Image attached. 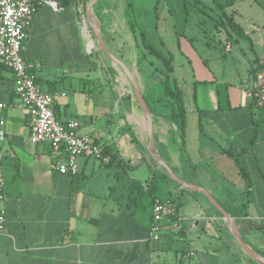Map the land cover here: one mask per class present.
Wrapping results in <instances>:
<instances>
[{
  "label": "crops",
  "instance_id": "0c3cea01",
  "mask_svg": "<svg viewBox=\"0 0 264 264\" xmlns=\"http://www.w3.org/2000/svg\"><path fill=\"white\" fill-rule=\"evenodd\" d=\"M33 2L38 9L22 53L33 65L37 83L57 96L55 111L59 118L78 119L79 133L106 146L114 157L125 163V169L79 158L76 176L51 170V151L47 144H33L29 140V119L17 107L13 75L0 66V104L3 106L0 131L4 134L0 151L6 217L5 231L0 233V264H221V261L223 264H255L230 235L224 242L227 245L224 251L220 250L218 240H214L221 237L202 226L201 245L187 239L185 227L181 226V210L187 218L198 219L194 224L196 228L203 222L225 221L222 216L211 214L194 191L181 186L180 193L187 195L193 209L188 210L180 202L164 200L173 203L174 213L163 216L161 228L165 236L174 229L186 246L175 250L173 261L167 256V263L165 259L158 262L162 248L156 247L149 238V227L154 202L163 200L130 205L129 198L118 199L115 195L121 187L120 177L133 168L132 157H123L117 148L114 126L103 127L97 124L94 115L87 116L90 100L98 102L101 96L99 87L96 89L99 96L93 93L87 96L90 77L97 80L99 75L109 82L114 113L122 121L121 132L125 127L139 146L147 150L143 113L118 74L107 70L110 66L91 67L88 57L97 54L99 48L94 34L85 26L84 0H68L66 6L61 5V0ZM94 13L101 22L103 41L106 37L114 48L133 46L135 37L127 28L124 4L119 0H97ZM226 50L230 52L229 48ZM96 58L101 60L98 54ZM197 61L201 63L199 76L193 77L188 105L182 93L186 112L183 143L177 127L167 119L168 114L163 113L152 119L156 153L171 170H176L173 172L179 179L203 188L222 208L233 210L230 215L242 240L263 254L264 126L254 116L250 92L253 81L250 70L263 61L254 60V64L249 65L245 83L211 67L210 61L219 62L215 55ZM159 96L162 103L147 105L150 113L154 107L166 109L162 92ZM121 132L117 131L118 137ZM229 153L237 157L250 182L247 199L246 183ZM135 158L140 159L139 154ZM102 167H110L113 172ZM152 174H155L154 168ZM165 175L163 169L158 174L161 178H166ZM140 187L133 179L128 183L132 192L140 191ZM139 207L142 211L138 213ZM240 228L244 230L243 236ZM230 240L234 244H229ZM190 251L194 255L188 257Z\"/></svg>",
  "mask_w": 264,
  "mask_h": 264
},
{
  "label": "rangeland",
  "instance_id": "374dc122",
  "mask_svg": "<svg viewBox=\"0 0 264 264\" xmlns=\"http://www.w3.org/2000/svg\"><path fill=\"white\" fill-rule=\"evenodd\" d=\"M119 1L122 5H125V20H130L134 24L135 43L129 47L114 48L105 37V45L128 68L140 92L150 106L153 103L163 102L162 97L159 96L162 92L159 84L163 80L161 72L163 68L161 63L154 57L149 56L142 47L139 39L140 32H143L147 42L155 49L172 58L174 72L170 75V78L175 80L180 89L183 90L186 95L187 105L189 103L188 99L192 94L193 77L196 79L199 76L201 63L197 60L215 55L219 62L213 63L210 61L211 67L213 66V68L223 71L226 76H231L233 79L244 83L247 81L249 65H253L254 60L264 61V0H238L232 6L223 8L231 16L232 20L249 35L252 41L251 45L248 40L236 37L228 26L220 24L221 12L215 6L213 0ZM217 1L224 4L227 0ZM127 28H129L128 22ZM88 30L93 35L89 28ZM227 48L230 49V52H227ZM97 54L101 59L100 61L96 58ZM97 54L92 53L91 57H88L91 67L101 64L104 68L105 66H110L111 68H107V70L118 74L125 89L136 104L132 87L121 69L112 63L100 49ZM97 74H100L98 70ZM98 87L101 88V96L96 92ZM109 87V82L104 81L99 75L97 80L90 77L87 83V96L93 93L94 96H99V101L96 102L93 98L90 100L87 105V116L94 115V120L103 127L105 125L114 126L112 128L117 129L114 133L117 138V148L123 157H132L131 164L133 168L126 175L120 177L119 184H121V187L115 194L117 198L123 200L129 198L130 205L139 204V202H141V205H146L152 203L154 199L171 200L174 203L180 202L188 210L193 209L192 204L186 198L187 195L180 193L179 185L174 180L170 177L161 178L158 176L160 172L162 173V169L150 157L146 148L139 146L132 132L126 131L125 127L123 132H121L120 125L122 121L120 116L114 113V103ZM164 106L165 110H160L156 107L151 109L153 120L155 116L169 113L168 104ZM117 131L121 132L119 137L117 136ZM136 154H139L140 159L135 158ZM183 162L185 163L186 161L183 160ZM102 168L107 169L111 173L113 172L110 167ZM152 168L155 170L154 176ZM132 179L138 182V185H141L140 191L132 192L129 190L128 183L132 182ZM143 185H146L149 191H143ZM193 194L205 202L211 214L221 217L203 194L200 192H193ZM224 209L229 214L234 213L229 207L224 206ZM141 211L142 207H139L138 213ZM180 214L181 219H183L181 226L184 225L188 240H192L196 245H201L200 236L204 235L201 228L205 227L207 231L221 237L220 239H214L218 240L220 250L224 251L223 249H226L227 245L224 242L227 241L230 234L222 220L218 221L217 224L213 221L207 224L203 222L202 225L196 228L194 224L198 219L187 218L183 210L180 211ZM171 231L169 230V233L165 236L161 228L159 240L153 241V244H157L156 247L162 248V252H159V259L157 254L153 255L160 263L163 259L167 263V258H165L167 256L170 261H173L175 250H183L186 246L185 241L181 239L175 230ZM240 232L243 236L244 230L242 228H240ZM229 244L234 243L230 240ZM254 263L257 264L256 262ZM221 264H223L222 261Z\"/></svg>",
  "mask_w": 264,
  "mask_h": 264
},
{
  "label": "built area",
  "instance_id": "2783aa9c",
  "mask_svg": "<svg viewBox=\"0 0 264 264\" xmlns=\"http://www.w3.org/2000/svg\"><path fill=\"white\" fill-rule=\"evenodd\" d=\"M55 6L54 3L44 2ZM33 0H0V66L13 75L14 94L18 109L29 119V140L33 144H47L51 154V170L61 175L75 176L79 173V158L94 160L103 166L112 162L105 146L91 137L79 133L80 121L76 118L61 119L55 111L57 96L43 89L36 81L33 65L23 57L27 32L37 12ZM254 116L264 126V67L255 72L250 86ZM3 106L0 104V108ZM4 134L0 131V141ZM3 154L0 151V233L6 225L3 206L4 192L1 173ZM143 185V190H147ZM171 201H155L152 206L149 238L159 240L161 219L173 214ZM193 252L187 255L193 256Z\"/></svg>",
  "mask_w": 264,
  "mask_h": 264
},
{
  "label": "trees",
  "instance_id": "16d2710c",
  "mask_svg": "<svg viewBox=\"0 0 264 264\" xmlns=\"http://www.w3.org/2000/svg\"><path fill=\"white\" fill-rule=\"evenodd\" d=\"M87 1L89 0H84V4L86 5ZM236 1L238 0H227L222 3H218L217 0H213L215 6L220 10V24L223 26H228L230 30L234 33V35L238 38H242L245 40H248L250 45L252 44L251 38L249 37L248 34H246L240 26L232 20L231 16L227 14L224 11V7H230L232 6ZM68 4V0H61V5L66 6ZM126 14V12H125ZM128 15V14H127ZM128 22V27L129 30L131 31L132 35L135 37V29H134V24L130 21L127 20ZM139 39L141 42L142 47L147 51V54L149 56L154 57L157 59L161 65H162V74H163V80L160 81V86L162 89V96L165 98L166 104H168L169 108V113L167 115V119L174 124L177 127V130L179 132V138L181 142L183 143V135L185 132V127H186V112L184 108V103H183V97H182V90L177 86L175 82H173L170 78L171 73L173 72V60L169 56L164 55L162 52L159 50L155 49L149 42H147L143 32L139 33ZM264 67V61L262 63L257 62L250 70V75L252 78L254 77L255 72H257L260 68ZM146 104L149 106L147 103L146 99L144 98ZM257 122V121H256ZM254 140V139H252ZM106 152L111 156L112 162L108 164L107 166H120L122 169H125V163L122 161H119L116 157H114L111 153L110 150L105 146ZM229 157L233 159V162L236 166V168L239 171V174L241 177L244 179L246 183V190L244 192L245 198L247 199L249 196V189H250V182L248 180V177L243 169V167L240 165L238 159L236 156L232 154H227ZM77 175V174H76ZM75 175V176H76ZM165 176L168 177L166 174ZM246 202L243 204L242 208H245ZM264 257V254H261Z\"/></svg>",
  "mask_w": 264,
  "mask_h": 264
},
{
  "label": "water",
  "instance_id": "95a60500",
  "mask_svg": "<svg viewBox=\"0 0 264 264\" xmlns=\"http://www.w3.org/2000/svg\"><path fill=\"white\" fill-rule=\"evenodd\" d=\"M97 2V0H89V2L86 4L85 7V26L90 29V31L94 34V37L96 39L98 48L101 50V52L114 64H116L123 74L128 79L133 94L136 100L137 105L139 106L141 112L144 116V122H145V129L147 134V150L150 155V157L156 162V164L162 168L168 177H170L172 180H174L179 186L194 191V192H200L205 196V198L208 200V202L217 210V212L223 217L226 226L228 228L230 236L233 238V240L236 242L237 246L240 248V250L252 261L256 262L257 264H264V257L259 254L258 252L251 249L245 242L242 240L238 227L235 223V220L231 217V215L222 208L214 199L213 197L203 188L188 184L181 179H179L175 174L172 172V170L169 168V166L157 155L154 145V131H153V124H152V117L151 113L149 111V108L140 92V89L134 80L132 74L128 70V68L119 60L117 59L107 48L105 45L102 35H101V22L98 19V17L94 13V5Z\"/></svg>",
  "mask_w": 264,
  "mask_h": 264
}]
</instances>
